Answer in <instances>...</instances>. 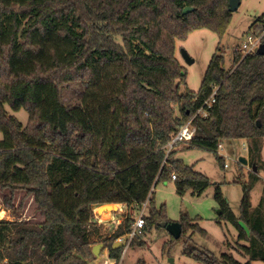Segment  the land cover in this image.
Listing matches in <instances>:
<instances>
[{
    "label": "trees",
    "instance_id": "trees-1",
    "mask_svg": "<svg viewBox=\"0 0 264 264\" xmlns=\"http://www.w3.org/2000/svg\"><path fill=\"white\" fill-rule=\"evenodd\" d=\"M227 2L0 0V189L9 192L8 207L15 192L31 195L42 217L0 220V264H87L97 243L119 258L122 247L112 246L131 229L129 208L149 196L142 232L165 221L162 207L152 205L154 184L174 174L179 194L189 189L199 196L208 187L205 175L172 158L174 149L163 162L165 144L189 120L195 134L185 148L213 152L218 165L220 141L264 137V54L235 51L226 70L217 45L197 91L187 88L175 56L176 41L194 30L224 35L232 17ZM186 6L193 9L182 13ZM253 25L263 29L264 13ZM70 82L83 90L78 103L66 105L61 88ZM214 86L206 116L195 114ZM5 105L24 108L26 123ZM239 183V217L219 187L214 198L219 221L237 228L238 248L250 253L239 244L247 240L239 219L251 224L250 189ZM110 215L120 218L116 227L105 221ZM180 223V236L171 235L168 245L200 229L186 226L187 218ZM184 253L202 264L255 260L217 258L195 247Z\"/></svg>",
    "mask_w": 264,
    "mask_h": 264
},
{
    "label": "rangeland",
    "instance_id": "rangeland-1",
    "mask_svg": "<svg viewBox=\"0 0 264 264\" xmlns=\"http://www.w3.org/2000/svg\"><path fill=\"white\" fill-rule=\"evenodd\" d=\"M262 13H264V0H240L221 38L207 29H198L190 32L184 40L176 41L175 56L186 73V86L189 90H198L217 45L220 46L224 56V68L227 70L233 67V53L241 46L246 35L255 30L253 23ZM183 50L193 60L192 62L188 63L184 60ZM82 90L83 85L78 82H70L62 86L64 103L66 105L78 103ZM5 109L23 125L26 123L28 114L24 108L13 111L5 105ZM2 139L3 134L0 131V140ZM220 143L222 148H217L216 153L220 157L219 165L213 152L201 147L187 149L185 146L188 142L179 143L172 153L173 159H179L183 164L192 166L193 170L209 179V185L201 195H192L189 189L183 194L177 193L173 179L160 180L151 189L152 205L157 210L162 207L165 221L180 222L183 217L191 222L186 226L197 224L200 229L185 230L183 240L168 245L171 237L168 231L159 226V223L152 224L134 238L123 255L120 253V256L122 255L120 264H137L138 260L146 264H202L184 253L190 247L217 258L222 253H230L240 262L255 257L253 264H264L261 260L264 257V137L222 140ZM239 157H243L246 164L240 163ZM253 165L256 166V171H253ZM239 180L250 189L251 226L239 219L240 226L247 234V240H241L239 244L248 247L250 253L238 248L237 228L228 220L219 221V207L214 198L215 190L219 187L223 199L233 214L239 217L243 197ZM8 196V190L0 189V220L16 222L42 220L31 195L26 196L22 191L15 192L13 207H8L5 203L4 198ZM105 221L115 227L120 223V218L110 215ZM251 227L259 229L256 230L261 233V239L252 233ZM113 260L108 256L107 249H103L102 246L97 256L92 253L87 264H111Z\"/></svg>",
    "mask_w": 264,
    "mask_h": 264
},
{
    "label": "built area",
    "instance_id": "built-area-1",
    "mask_svg": "<svg viewBox=\"0 0 264 264\" xmlns=\"http://www.w3.org/2000/svg\"><path fill=\"white\" fill-rule=\"evenodd\" d=\"M263 37L264 27L261 30L255 28L253 32L246 35V38L243 40L241 46L237 48L236 51H238L242 55L256 53V50L261 46ZM216 90L217 87L214 86L211 94L204 100L203 104L200 106V108L195 114L201 113L203 117L206 116L207 111L205 108H209L215 101ZM194 134L195 127L192 125L191 120L181 125L164 146L165 157L163 162H165V158L167 157L168 153L173 150L175 146H177L179 143L189 142L193 138ZM217 148H222L220 142L218 143ZM171 178L174 179L175 175L172 174ZM148 197L149 196H147L146 199L140 204H136L135 207L129 208L127 210V212L131 214L132 217L131 229L127 234L119 236L115 239V242L122 243V255L126 247L131 244L132 240L142 234V228L144 225L143 217L146 213ZM121 256L119 258H113L114 260L111 264H120Z\"/></svg>",
    "mask_w": 264,
    "mask_h": 264
},
{
    "label": "water",
    "instance_id": "water-1",
    "mask_svg": "<svg viewBox=\"0 0 264 264\" xmlns=\"http://www.w3.org/2000/svg\"><path fill=\"white\" fill-rule=\"evenodd\" d=\"M228 2V10L232 13L234 12L240 3V0H227ZM192 7H184L182 10V13H187L191 11ZM257 54L263 55L264 54V44H261V46L256 50ZM182 57L184 60L188 63L192 62L193 60L188 56V54L183 50L182 51ZM257 126H260L259 122H257ZM238 161L242 164H246V160L243 157H239ZM253 171H256V166H252ZM218 214H221V210H218ZM159 226L165 228L170 235H172L174 238H178L181 234V223L180 222H168V221H162L159 222ZM102 247L101 243L95 244L92 247V253L94 256H97L99 254L100 248ZM122 247V243L120 242H114L112 248H120Z\"/></svg>",
    "mask_w": 264,
    "mask_h": 264
}]
</instances>
